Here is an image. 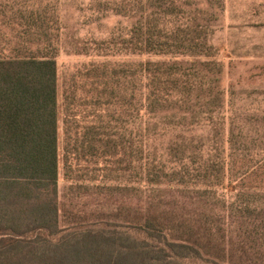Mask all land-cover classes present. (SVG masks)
Wrapping results in <instances>:
<instances>
[{
    "label": "trees",
    "instance_id": "16d2710c",
    "mask_svg": "<svg viewBox=\"0 0 264 264\" xmlns=\"http://www.w3.org/2000/svg\"><path fill=\"white\" fill-rule=\"evenodd\" d=\"M218 13L209 0L116 9L133 21L124 56L141 60L66 77V209L59 51H0V264H264V115L204 51Z\"/></svg>",
    "mask_w": 264,
    "mask_h": 264
},
{
    "label": "rangeland",
    "instance_id": "374dc122",
    "mask_svg": "<svg viewBox=\"0 0 264 264\" xmlns=\"http://www.w3.org/2000/svg\"><path fill=\"white\" fill-rule=\"evenodd\" d=\"M134 0H0V51H59L58 199H70L64 175V104L66 77L90 61L141 60L124 56L132 19L116 15ZM147 0H144L146 2ZM197 1L204 5L206 0ZM216 13L217 0H209ZM31 13H37L30 16ZM207 48L223 66V87L238 103L264 115V0H223L222 12L208 21ZM123 51L120 57H96ZM230 96V95H228ZM228 187V186H227ZM80 203H85L82 199ZM61 225L65 220L61 216Z\"/></svg>",
    "mask_w": 264,
    "mask_h": 264
}]
</instances>
